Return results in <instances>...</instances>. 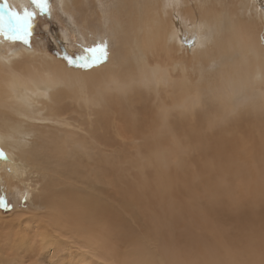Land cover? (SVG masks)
<instances>
[{
	"label": "bare ground",
	"instance_id": "bare-ground-1",
	"mask_svg": "<svg viewBox=\"0 0 264 264\" xmlns=\"http://www.w3.org/2000/svg\"><path fill=\"white\" fill-rule=\"evenodd\" d=\"M114 1L102 10L92 3L87 9L84 0L63 6L81 29L97 33L104 26L113 34L116 51L107 64L69 65L63 58L73 55L69 46L58 58L21 49L7 56L0 49V151L6 150L0 170L8 159L15 162L18 171L7 174L35 182V202L50 210L44 223L68 231L74 242L82 238L106 262L264 264L262 173L253 178L248 210L226 196L222 183L198 196L188 175L176 174L187 164V150L211 149L216 164L204 162L199 171L233 177L234 166H225L230 160L220 159L219 149L242 151L233 132L240 129L257 135L246 150L259 148L248 157L262 164L264 14L259 8L248 14L249 0ZM9 2L14 8L16 1ZM186 28L198 39L183 49ZM119 121L138 140L133 158ZM168 146L182 157L174 160V177L166 174ZM221 215L234 219L235 241ZM246 215L251 226L244 235ZM135 224L147 239L129 253L133 235L124 228ZM180 226L184 232L173 242ZM43 233L42 240L50 236ZM156 241L157 260L147 248Z\"/></svg>",
	"mask_w": 264,
	"mask_h": 264
},
{
	"label": "rangeland",
	"instance_id": "rangeland-1",
	"mask_svg": "<svg viewBox=\"0 0 264 264\" xmlns=\"http://www.w3.org/2000/svg\"><path fill=\"white\" fill-rule=\"evenodd\" d=\"M15 1L16 5L14 8L18 11H22V7H33L30 3V0ZM88 1L84 0V6L87 9L89 3H92V1L89 3ZM94 1L92 5H96L98 9L101 10L106 5L112 7V5L115 4L114 0ZM4 2L5 0H0V9L3 8ZM68 2L69 0H49L50 15L38 14L36 16L34 21V29L32 35L29 37L28 44H25L21 41L9 40L4 35L0 34L1 51L4 52L7 56H10L16 50L20 51L21 49L34 54L45 53L50 57L58 58L62 55V52H64L66 50V47L68 46V48L71 49L72 54L75 55L80 53L83 48L92 47L100 43H106L107 59L105 62L101 63V65L107 64L109 62L110 56L113 55L116 51L115 38L113 34L106 30L104 26L100 27V30L97 33H89L87 29H84L85 31L81 29L79 20H74L70 13L63 7L64 4ZM7 3L10 5L9 0H7ZM256 4L258 6H256ZM245 6L249 8L248 10H246L248 14H250L251 12V14H253L254 12H256L257 14L258 12L256 8H259V11L264 14V0H249V2L245 4ZM179 20L180 22H178L180 26L181 19ZM183 23H185V27L189 28L190 22H187L186 20V22ZM188 28L181 31V33L183 32L181 34L183 49L188 48L189 46H193L196 43L194 42V40L198 39L195 38L187 30ZM205 33L206 31L203 32V35ZM121 124L122 122L120 121L117 123L119 132H121V135L125 137L124 142L126 146H128L126 148L124 144V146L122 147L126 148L127 150L128 148H131V158H133L134 156H132V152L135 151L133 149V147H135L134 143L138 140H131V131L129 132V130L124 129ZM240 131L242 132L241 129L238 131L234 130L233 132H236L234 135L235 139L243 140L242 151L233 150L230 147L219 149V158H227L228 160H230V163L228 165H226L227 163H225V166H227L228 168L231 167V165L234 166L233 177L228 176L223 170L213 171L210 174H204L199 171V169L202 167V163L208 161L214 164L218 160V155H215L213 157L215 151L211 149L205 151L207 152L206 155L201 154V150L199 149L187 150V155L183 154V164H187L183 167L182 170H180V172L179 170H177L178 168H176L173 164L174 160H176L175 158L178 157L177 159L179 161L182 160V157L179 156V153L176 149L172 150L170 146H168V150L170 152L167 156V160L169 159L168 161L170 164H168L169 167L167 168L166 174L174 177V171L177 170L176 174L185 173L181 176L188 175L187 179L191 180L193 184H196V187L191 186V188L192 191L196 190L197 193H200L198 194V196L204 194V190L213 192L214 184L222 183L225 188L226 196L228 194L231 195L236 202L242 203L244 209L248 210L249 202L247 200V195L252 191L254 176L261 172L264 178V160L262 159L261 165H253L255 163L253 161L254 159H251L248 156L252 155L253 158V155H255L253 152L259 151V148H249V152L248 150H246V148H248L250 144L253 143L257 135L252 136L248 132L244 131L243 133H241ZM216 135H218V133L214 134V136ZM181 136H183V134ZM126 137L129 139H126ZM262 139L264 141V137ZM213 140L206 143L212 144ZM130 141L131 143H128ZM163 149L164 148H162L161 150L163 151ZM1 151H3L5 155L6 150L4 151V149H1ZM221 152H223V154H221ZM225 153H227L228 155L226 157H223ZM14 163L15 162H13L11 159H8L6 162V168H4L5 172L0 170V198H4L6 203L9 205L8 208L0 206V264H112L111 262H106L103 258L99 257V255L96 254L94 250L85 245L82 238L78 242H74L73 235L70 237V234L67 233L68 231H65L66 233L61 234L58 232V230L54 231L53 228L44 223V219L46 218V215L49 214L50 210L45 208L42 203H36L37 200L32 189L35 185V182H33L32 180H28L25 176L22 175V173L20 175L18 174L19 176L17 178L12 177L13 175L8 176L7 171L8 173L10 171H18ZM152 174L153 169L151 174H149V179L153 181V178L155 179V177ZM10 179L13 180V185L8 182ZM203 184H205L204 189L202 188ZM181 189H184V186H181ZM195 196H197V194H195ZM182 198H185V195H183ZM203 203H205V200H203ZM195 207L199 208L200 204L195 205ZM136 216H141V214ZM221 219V225L223 226L222 229L224 230L225 234L235 241V239L238 237V231L234 227V219L222 215ZM262 220V229L259 232V237L262 240V254L264 256V214ZM243 222L245 235L250 231V216H244ZM133 226L124 228L125 230H129L130 228L131 231H129L132 232L133 235L132 243L128 248H125V250L129 253L137 251L138 247L145 244L144 242L147 239V234L142 228H140L136 224L134 227ZM178 230L181 231V234H179V232L177 231H174L172 237L173 242H176L179 236L183 234V226H180ZM45 231L49 233L50 236L42 240L41 237L45 236L46 233H43ZM197 232L200 231L197 230ZM154 244V247L152 244L147 248L151 252V255L157 260L159 252H157L158 250H156V246H158V244H161V241H156ZM242 244H245L244 236ZM15 259L16 261H18L14 262ZM113 264L121 263L113 262Z\"/></svg>",
	"mask_w": 264,
	"mask_h": 264
},
{
	"label": "snow or ice",
	"instance_id": "snow-or-ice-1",
	"mask_svg": "<svg viewBox=\"0 0 264 264\" xmlns=\"http://www.w3.org/2000/svg\"><path fill=\"white\" fill-rule=\"evenodd\" d=\"M30 3L32 8L22 7V11H18L5 0L3 8L0 9V34L9 40L29 43L36 16L38 14L50 15L49 0H30ZM63 58L69 65L85 69L92 68L106 61L107 45L100 43L83 48L80 53L75 55L65 52ZM3 157V151H0V158ZM0 206L9 207L4 198H0Z\"/></svg>",
	"mask_w": 264,
	"mask_h": 264
}]
</instances>
